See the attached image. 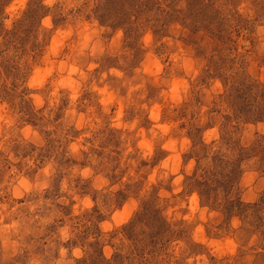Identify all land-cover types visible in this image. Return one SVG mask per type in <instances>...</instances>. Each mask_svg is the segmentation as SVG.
Here are the masks:
<instances>
[{
    "label": "clouds",
    "instance_id": "clouds-1",
    "mask_svg": "<svg viewBox=\"0 0 264 264\" xmlns=\"http://www.w3.org/2000/svg\"><path fill=\"white\" fill-rule=\"evenodd\" d=\"M0 264H264V0H0Z\"/></svg>",
    "mask_w": 264,
    "mask_h": 264
}]
</instances>
